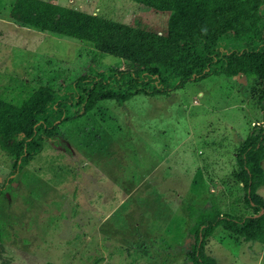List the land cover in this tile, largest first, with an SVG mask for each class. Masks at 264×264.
Here are the masks:
<instances>
[{
  "label": "rangeland",
  "instance_id": "374dc122",
  "mask_svg": "<svg viewBox=\"0 0 264 264\" xmlns=\"http://www.w3.org/2000/svg\"><path fill=\"white\" fill-rule=\"evenodd\" d=\"M164 33L169 13L132 0H44ZM0 0V94L46 61L67 77L126 63L71 37L22 25ZM209 76L165 95L96 103L60 124L0 195V264H192L187 232L213 200L242 194L234 157L260 123V87ZM12 158L0 149V184ZM264 171V159L260 162ZM264 201V186L256 189ZM222 201V202H221ZM216 264H264V242L220 227L206 239Z\"/></svg>",
  "mask_w": 264,
  "mask_h": 264
},
{
  "label": "trees",
  "instance_id": "16d2710c",
  "mask_svg": "<svg viewBox=\"0 0 264 264\" xmlns=\"http://www.w3.org/2000/svg\"><path fill=\"white\" fill-rule=\"evenodd\" d=\"M169 13L164 33L71 10L44 0H12L9 17L38 31L68 36L126 67L93 68L74 78L44 61L29 82L0 94V149L12 158L13 181L60 124L83 117L102 100L122 106L135 95L157 96L209 76L241 72L246 88L258 85L260 123L241 141L234 161L242 194L221 208L215 201L199 211L187 232L192 264H216L206 239L220 227L245 241L264 242V0H132ZM222 202V201H221ZM264 254V250H263ZM44 264H56L46 261Z\"/></svg>",
  "mask_w": 264,
  "mask_h": 264
},
{
  "label": "water",
  "instance_id": "95a60500",
  "mask_svg": "<svg viewBox=\"0 0 264 264\" xmlns=\"http://www.w3.org/2000/svg\"><path fill=\"white\" fill-rule=\"evenodd\" d=\"M236 81H238L239 83H243L246 84V78L245 75L241 72H238L237 74L232 76Z\"/></svg>",
  "mask_w": 264,
  "mask_h": 264
}]
</instances>
